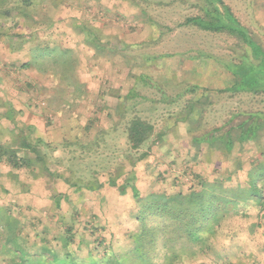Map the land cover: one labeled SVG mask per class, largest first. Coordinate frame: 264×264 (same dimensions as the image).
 Instances as JSON below:
<instances>
[{
	"label": "trees",
	"instance_id": "1",
	"mask_svg": "<svg viewBox=\"0 0 264 264\" xmlns=\"http://www.w3.org/2000/svg\"><path fill=\"white\" fill-rule=\"evenodd\" d=\"M70 1L0 0V39L8 41L14 50L22 49L25 43L30 41L31 57L21 66L33 67L41 73L55 76L58 81L64 82V93L66 89L72 88L71 96L78 99L86 96V89L79 77L76 79L73 77L80 63L76 49L38 37L40 31L44 33V36H49L56 24V21L50 17V13L61 4L70 3ZM73 1L77 2L79 8L94 7L90 5L91 0ZM93 1L97 7L103 6V0ZM204 1L202 9L206 18L193 16L186 21L213 32L238 35L250 46L251 54L244 52L243 55H237L238 63L230 65L219 62V66L214 65V59L211 57L210 67L215 72H219L217 76L220 80L219 84L210 85L203 77L202 82L199 78L194 82L187 79H185L186 82L167 80L164 83L176 84L175 86L181 83L186 85L184 90L178 91L174 96L167 95L159 83L161 80H154L147 72L132 74L135 84L125 94L118 93V104L115 109L117 118L113 119L112 126L114 127H111L115 131L118 128L121 129L126 143V148L120 155L122 159L115 167L109 168L108 165V170L104 168V170H93L87 179L76 175L72 170L68 177L65 176V171L52 170L49 166L50 154L39 148L43 140L39 137L32 138V126L15 119L14 112L9 113V117L15 123L13 133L16 134L11 142L0 140V165L5 164L12 167V171L7 173L8 176L12 175L11 172L14 173V169L23 171L27 180L22 183L23 188L30 187L32 180L43 176L49 179L48 181L63 179L76 191L97 192L108 184L116 188L120 195H130L132 202L136 205L130 214L137 226L134 229H128L125 240L137 255L132 256L129 250L126 251V256L116 255L111 249H107V246H113L112 239L110 243L104 244L106 240L102 238L97 241L96 236L92 241L97 246L94 249L97 255L90 252L83 256L82 250L74 247L76 241L73 239L72 226H67L63 234L57 235L56 240L60 242L57 244L59 248L55 245L50 246L48 239L42 238L44 242L39 252L24 251L21 246H18L21 244L22 223L20 219L11 214L7 208L0 207V253L11 258L12 264H158L155 262V252L158 246H161L164 256L161 264H177L175 261L183 250H178L176 246H199L198 251L201 250L205 254V250H211V247L216 246L220 239L232 238V230H229L231 226L226 223L231 218L250 217L249 211L255 206L261 211L264 210V110L238 108L229 112L221 124L207 125L205 121L210 93H230L231 97L244 92L256 95L264 93L263 45L254 39L250 30L239 24L231 11L225 8L222 0ZM10 21H16L14 28H7L4 25ZM71 25L72 31L81 36V43L93 49L95 57L110 59L111 57L108 56L110 53L121 55L120 46L113 44L110 41L112 39L109 40L103 34L102 28L86 20L79 21L76 17ZM19 27L20 29L30 28L32 32L28 35ZM15 29L19 30L14 31ZM126 45L123 44L124 47ZM138 46L141 45L135 44V47ZM124 47L122 49H125ZM237 49L239 45L231 51L237 54ZM179 55L182 59L190 57L196 61L202 53L190 56L186 52H180ZM164 57H168L166 61L169 63L170 59L174 60V53L168 56L157 55L153 60L149 56L143 61V66L144 68L149 67ZM128 61L125 62L127 65ZM130 65L129 68L133 69L134 66ZM233 66H241L242 70L231 69ZM135 67L140 66L135 64ZM139 85L154 88L164 96L160 99H163L161 101L168 109L166 110L167 115L162 117V122H154L137 110L138 102L135 99L142 95L138 89ZM64 93L61 94V102L56 99L54 101L58 113L63 112L60 105H72L70 100L64 97ZM142 97L144 99L147 96ZM152 101L154 104L152 108L156 109L157 100ZM180 101L183 102L180 104L181 108L171 111L170 108H174L173 106ZM108 115L113 117V114ZM94 118L91 121L93 123L85 126L83 130L86 136H89L91 130L96 127L94 120L99 117ZM181 122L189 128L190 141L196 150V158L202 152L204 161L212 162L213 156H216L220 162H229L230 167L223 169L219 165L215 170L214 178H208L201 173H196L194 169L187 168L186 175L190 176L187 191L181 189L170 193L166 190H154L143 194L139 188L140 178L135 166L140 162L146 165L150 163L149 159L160 151L164 143L168 141L170 133L177 132L178 124ZM107 131L108 129L104 128L99 130L102 134ZM83 132L78 134V142L69 144L81 146L84 152L94 151L99 145L97 140L103 136L99 133L86 141L88 139H84ZM44 144L51 145L47 142ZM167 153L166 155H171L172 151L167 150ZM125 162L130 164L131 169L127 168ZM57 163L55 162L56 166L59 164ZM241 172L245 173L244 179H240ZM104 173L107 175L106 181L101 180ZM161 173L166 177L169 175L167 169ZM2 174L0 171V177ZM17 174L20 175V173ZM179 177L181 176L174 177V181H178ZM58 195L65 196L56 194ZM224 225L225 229H223ZM37 236L39 237V234ZM194 253L197 255V252L194 251Z\"/></svg>",
	"mask_w": 264,
	"mask_h": 264
},
{
	"label": "rangeland",
	"instance_id": "2",
	"mask_svg": "<svg viewBox=\"0 0 264 264\" xmlns=\"http://www.w3.org/2000/svg\"><path fill=\"white\" fill-rule=\"evenodd\" d=\"M222 1L225 4V8H228L234 18L239 21V24L250 30L251 35L255 36V30L252 28L254 25L251 24L252 22L254 23L255 17V12L252 9L253 5L259 4L264 0ZM247 3L252 4L250 9L247 7ZM204 4V0H103V6L100 8L91 0L90 5L94 7L89 6L86 9L80 8L79 10L70 7L64 9L63 16L69 17V15H73L79 21L86 20L102 28L103 34L109 40L112 39L110 41L113 44L116 43L120 46L121 55L110 53L108 56L111 57V60L107 57L97 58L93 49L85 47L81 43V36L73 33L71 27L66 24H60L57 29L52 30L50 32L51 37H44L42 31L38 32L39 38H47L52 43L57 42L76 49L80 63L73 77L75 79L79 77L80 81L85 84L86 89V96L78 99L71 96L72 88L66 89L64 93V82L58 81L51 74L41 73L35 68L12 69L5 72L2 68L4 61L11 60L23 63L28 61L30 56L28 54V45L21 52L14 53L10 52L0 42V97L12 100L16 104L15 108L17 110L26 108V114L21 116L23 120H26L28 114L34 113L36 115L34 120L38 127L34 137H39L43 140L39 144V148L50 154L49 166L52 170L65 171V176L67 177L72 170L76 175L87 179L93 170H102L103 168L108 170L118 164L119 160L122 159L120 155L126 148L125 137L121 133V129L118 128L115 131L111 127H114L112 126L113 119L117 118L115 109L118 104V93L125 94L135 84L132 74L147 72L154 80H161L159 83L167 95L174 96L178 91L184 90L186 85L181 83V85L175 86L176 84L164 83L167 80L186 82L185 79H187L194 82L199 78L202 82L203 77L210 85L219 84L220 80L217 78L219 72L212 70L210 59H214L215 66H219V62L231 65L238 63L237 55H243L244 52L251 54L250 46L238 35L226 32H213L186 21L193 16L205 17L202 9ZM257 26L259 25L257 24ZM258 31H260L259 28ZM123 44H127L128 47L127 45L124 47ZM135 44L141 46L135 47ZM236 45H239L237 54L231 51ZM122 47L125 49H122ZM180 52H186L190 56L202 53V56L193 61L190 57L182 59L179 55ZM170 53H174V60L170 59L169 63L166 61L168 57H164L162 60L159 59L157 63H152L149 67L144 68L143 61L147 57L150 56L151 60H153L157 55L168 56ZM122 54H126V58ZM249 57L251 59L250 55ZM126 60H129L128 65L125 63ZM244 60L246 61V59ZM130 64L134 67L135 64L140 67H133L132 69V67L129 68ZM249 64L251 65V62ZM231 69L242 70L241 66H233ZM197 72L198 75H196ZM250 74L253 75V73ZM250 74L249 76H251ZM28 83H31V85H26ZM138 89L142 95L135 99L138 102L137 110L143 115L150 117L154 122H162V117L167 115L166 110L168 109L165 103L161 101L163 99H160L164 96L154 88L139 85ZM62 93L65 94L64 97L68 98L72 105H60L63 108V112L58 113L56 112L55 108L57 107L54 101L56 99V101L61 102ZM143 95L147 97L143 99ZM152 100H157L155 103L156 109L152 108V105H154ZM182 103V101L176 103L173 106L174 108L171 107L170 110L177 111L181 108L180 104ZM208 103L205 115L206 124H221L228 113L234 109L264 110V93L256 95L244 92L233 97L230 96V93H210ZM109 113L113 114V117L108 115ZM95 116L99 117L94 120L96 121V127L91 130V136H86L83 130L85 126L93 123L91 121L95 119ZM185 125L182 122L178 124L177 132L175 134L170 133L168 141L164 143L160 151L149 159L150 163L146 165V163L140 162L135 166L140 178L139 188L143 194L154 190H166L170 193L181 189L187 191L190 184V176H187L185 172L187 168L194 169L196 173H201L208 178H214L216 175L215 170L218 169L219 165L223 169L230 167L229 162H220L216 156H213L212 162L204 161L201 155L202 152L196 158L194 149L191 148L190 138L186 135ZM101 128L108 129V131L102 134V132H99ZM81 132L85 135L84 139H88L86 141L101 133L103 137L97 140L99 145L95 147L94 151L84 152L81 146L69 144L78 142L77 137ZM44 141L51 145L44 144ZM167 150L169 152L172 151L171 155H166L168 154ZM175 153L180 156L177 158ZM136 154L138 155L139 153ZM55 162L61 163V165L59 166L57 163V168ZM125 163L127 168L131 169L130 164L128 162ZM166 169L169 173L167 177L161 173ZM21 174L24 173L21 172ZM179 175L181 177H179L178 181H174V177ZM239 176L240 179H244L245 173L241 172ZM101 177L102 181L107 180L105 173ZM59 186L61 188V185ZM111 189L112 187L107 184L101 190L110 199V202L106 203V207L103 209H100V204L93 200L98 193L87 192L88 190L80 191L85 193V196H90V198H86L87 201L83 206H87L85 208L88 209L89 213L96 210L101 217L107 212L111 220L116 223H119V219L122 221L126 218L125 225L128 228H134L136 223L129 216L125 217L124 214H121L119 210L122 209L129 212V210L136 208L131 196L129 195L126 198L119 197L117 192ZM70 194L72 198L76 199L80 193L77 191L73 193V189H70ZM95 205L96 209L94 208ZM69 206L70 203L66 204L65 210ZM254 209L252 213L256 215L257 211ZM118 213L120 215L117 217ZM252 221L256 222V219H247L246 217L231 218L226 222L231 226L229 230L233 231L238 228L237 233L234 235L235 238L233 237L234 240L230 241L233 244L225 240L224 243L226 245L222 242L219 245L224 244L229 246V248L230 246H249V244L261 246L260 242L264 239L262 233L257 235L246 233L248 230L246 228ZM225 228L226 226L224 225L223 229ZM176 248L183 250L175 261L177 264H197L195 263L196 260H198L199 264H202L204 254L201 250V252L198 251L200 249L199 246H176ZM211 250H215V246H212ZM194 251L197 252V255H195ZM156 254L158 262L161 263L164 259L161 246H158ZM207 255H210L211 258L213 257L211 253H207Z\"/></svg>",
	"mask_w": 264,
	"mask_h": 264
},
{
	"label": "crops",
	"instance_id": "3",
	"mask_svg": "<svg viewBox=\"0 0 264 264\" xmlns=\"http://www.w3.org/2000/svg\"><path fill=\"white\" fill-rule=\"evenodd\" d=\"M75 2V3H73ZM70 4V5H69ZM252 4L247 3V7L250 9ZM67 7L74 8L79 10L80 8L77 5L76 1L71 0L70 3L61 4L57 9H53L50 13V17L56 21L54 29H57L60 24H66L68 26H72V22H74V18L76 16L69 15L63 16L62 13L64 9ZM252 11L255 12L254 25L255 36L254 39L259 41L262 45L264 44V1L259 4L253 5ZM77 18V17H76ZM14 23L16 21H10L4 23V25L9 28H14ZM257 24L259 26H257ZM21 27H19L20 29ZM258 28L260 31H258ZM18 29V30H19ZM28 35L32 32L30 28H22ZM20 29V30H22ZM52 29V30H54ZM72 29V27H71ZM15 29L14 31H16ZM17 30V31H18ZM51 30V31H52ZM74 33V32H73ZM39 34V33H38ZM44 34V33H43ZM51 33L49 37H51ZM46 37V36H44ZM30 40V39H29ZM256 41V42H257ZM0 42L4 44V46L10 50V52L18 53L25 49V46L28 45V54L30 56V41L25 43L22 49L14 50L8 41L0 39ZM264 50V45H263ZM31 57V56H30ZM27 62V61H26ZM25 63V62H23ZM23 63L6 60L3 62L2 68L5 70H12V69H23L21 65ZM33 69V67L31 68ZM36 69V68H35ZM8 72V71H7ZM28 86L31 83L26 84ZM15 103L12 100H8L5 98L0 97V140L2 142H11L13 136L16 134L13 133L15 128V123H13L12 119L9 117V113L14 112L15 119L18 121L26 123V125L32 126V138H34V133L37 130V124L35 123L36 115L34 113L28 114L26 120L21 118L22 115L26 114V108L24 110H17L15 108ZM32 109V107H30ZM40 117V116H39ZM43 117V116H41ZM186 135L188 138L191 139L189 134V128L185 125ZM178 130V128H177ZM8 138H7V137ZM191 143V141H190ZM191 148L192 145H191ZM194 149V148H193ZM255 150V149H254ZM196 150H194L195 155ZM202 155V154H201ZM175 156L178 158L180 155L175 153ZM200 156V155H199ZM203 159V156H202ZM227 168V167H226ZM56 170V169H55ZM0 171L3 173L0 177V207L7 208L11 214H14L18 217L21 221V230H20V237H21V248L24 251L29 252H36L40 251L41 247L43 246V239H48L50 246H56L59 248L57 244L60 242L56 240L58 234H63L62 232L65 231L66 227H71L72 233L74 234L73 239L76 241L74 247L77 249L79 247L83 256L93 253L97 255L94 249L97 247L95 242L92 240L96 238L97 241L104 238L106 241L104 244L110 243L112 240L113 246H107V249H111L112 252L116 255H125L126 251H131L130 254L134 256L137 253L134 250H131L132 246H129L128 241L125 240L126 232L128 228L125 224V220H118L119 223H116L114 220H111L107 212L104 213V216L101 217L99 212L93 210V212L89 213L88 209L85 208L87 206H83L87 201L86 198H90V196H85V193L80 191L78 197L72 198L70 194V189H73V193L76 190L73 187H70L63 179H53L48 181L46 177H38L37 179L30 180L31 184L30 187L23 188L22 183L26 182V178L24 174H21L23 171H17L14 169V173L8 176L7 173L12 171V167L10 165L1 164ZM17 173H20L18 175ZM17 175V177H16ZM22 182H17V181ZM237 183V182H235ZM61 185V188L60 186ZM114 189L119 197L126 198L127 196L120 195L116 188ZM111 189V190H112ZM87 192H95V191H87ZM97 191L95 197L93 198L94 201L100 204L99 208L103 209L106 207V203L110 202V199L104 192ZM56 194H64L65 196H56ZM70 206L67 210H65L66 204ZM96 205L94 206V208ZM98 208V209H99ZM255 208V209H254ZM96 209V208H95ZM253 209L257 211V214L252 213ZM121 214H124L125 217H130L133 221L134 219L131 217L130 212L132 210H122L119 209ZM250 217H246L247 219H256V222L252 221L246 229L248 234L257 235L258 233H262L264 236V210L261 211L257 209V207H253L250 211ZM118 213L117 217L120 215ZM107 214V215H106ZM241 218V217H235ZM84 219V220H83ZM234 219V218H233ZM135 222V221H134ZM82 228H81V227ZM67 227V228H68ZM127 227V228H126ZM233 228V227H232ZM238 230V228H236ZM95 231L92 233L91 231ZM237 230L232 231V238H235V233ZM39 234V237L37 236ZM95 234V235H94ZM224 238L217 242L215 246V250L206 251L204 257H202V264H264V239L260 242L261 246H225V240L233 241L234 238ZM112 239V240H111ZM231 239V240H230ZM254 240V238H252ZM84 241L81 244L79 242ZM90 242V243H89ZM222 242L224 244L219 245ZM127 244V246H126ZM230 244H233V242ZM80 245V246H78ZM105 248V249H106ZM101 249V247H100ZM158 249V248H157ZM163 252V251H162ZM207 253H211L213 257L211 258L210 255ZM135 255V256H136ZM210 256V257H209ZM164 258V256H163ZM12 259L8 258L6 254L0 253V264H12ZM197 261V262H196ZM195 263L199 264L198 260ZM155 262L158 264V256H155Z\"/></svg>",
	"mask_w": 264,
	"mask_h": 264
}]
</instances>
